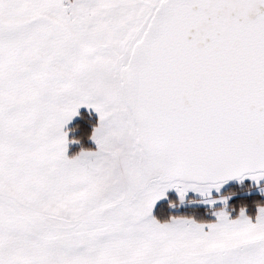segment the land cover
Wrapping results in <instances>:
<instances>
[{
    "label": "snow or ice",
    "instance_id": "snow-or-ice-1",
    "mask_svg": "<svg viewBox=\"0 0 264 264\" xmlns=\"http://www.w3.org/2000/svg\"><path fill=\"white\" fill-rule=\"evenodd\" d=\"M82 105L95 148L68 156ZM246 176L264 177V0H0V264H264V205L152 215Z\"/></svg>",
    "mask_w": 264,
    "mask_h": 264
},
{
    "label": "trees",
    "instance_id": "trees-1",
    "mask_svg": "<svg viewBox=\"0 0 264 264\" xmlns=\"http://www.w3.org/2000/svg\"><path fill=\"white\" fill-rule=\"evenodd\" d=\"M97 118L85 110H80L76 118L67 128L68 151L67 155L72 156L81 148L94 149V145L89 138L92 127L95 125ZM75 141V142H72ZM264 185V182L261 183ZM254 186L248 181L235 182L224 188L219 194L213 197H228L229 200L224 209L234 218L241 207L245 208V212L254 218L257 205H264V197L252 193ZM193 197H188L186 201H194ZM171 202V206L170 203ZM179 202L173 194H169L167 200L158 203L154 209L153 216L158 220L164 221L169 217L183 216L190 217L197 222L214 221L212 213L219 209L205 207L177 208ZM172 207H174L172 209Z\"/></svg>",
    "mask_w": 264,
    "mask_h": 264
},
{
    "label": "rangeland",
    "instance_id": "rangeland-1",
    "mask_svg": "<svg viewBox=\"0 0 264 264\" xmlns=\"http://www.w3.org/2000/svg\"><path fill=\"white\" fill-rule=\"evenodd\" d=\"M90 112H93L92 114L97 118V114L91 109ZM243 181H248L250 183V178L249 177H244V179L238 181V180H233V181H228V182H225L223 184L220 185L219 189L217 190L215 187L209 189V194L207 196H202L200 193L198 192H194L192 191L191 189H189L186 194H185V197H184V200L187 199L188 197H193V198H198L202 201V203H196L197 201H195L194 203V207H205V206H208V203L206 202V200H209L210 197H213L212 194H219L224 188H226L228 185L232 184V183H235V182H243ZM169 194H173L175 197H177L178 201L180 202L179 205L177 206V208H182L184 205L183 203L185 202L184 200L183 201H180L179 200V197L175 191V189H168L166 190V193H165V196L164 197H161L159 200H157L153 206V209H152V215H153V212H154V209L156 207V205L162 201H165L167 200V197L169 196ZM199 201V200H198ZM219 204H222V201L220 200V198L218 199V202H216V205H219ZM215 205V203L211 204V206ZM210 206V205H209ZM174 207H172L173 209Z\"/></svg>",
    "mask_w": 264,
    "mask_h": 264
},
{
    "label": "crops",
    "instance_id": "crops-1",
    "mask_svg": "<svg viewBox=\"0 0 264 264\" xmlns=\"http://www.w3.org/2000/svg\"><path fill=\"white\" fill-rule=\"evenodd\" d=\"M80 110H85V111H87V112H89V113H93V112H90V111H91L90 108H86V107L83 106V105L80 106V107L77 109V113H78ZM76 116H77V115L73 116L72 119H71L70 121H68V122L64 125V128H63L64 131L67 130V128L70 126V124H71V123L73 122V120L76 118ZM90 140H91V139H90ZM91 143L94 145V143H93L92 140H91ZM94 147H95V145H94ZM66 148H67V151H68V144L66 145ZM67 151H66V155H67ZM262 182H264V177H261L258 181H254V180L250 179V184L254 186V190L252 191V193H256V194H258V195L264 197V192L261 191V189H264V185H261ZM212 195H214V194H212ZM219 198H220V197H210L209 200L214 201L213 203H215V205L211 206V204H209V203L207 202V201H209V200H206V202L208 203V206H205V208H216V207L221 208V207H224V206L227 204L229 198L226 197V199L222 202V204L216 205V202H218V199H219ZM176 199H177V197H176ZM194 199H196V200H194V201H189V202L186 201V199H185V200H184L185 202L183 203L184 206H183L182 208H191V207H194V206H195V205H194L195 201H197L196 203H202V201H201L200 199H198V198H194ZM177 200H178V199H177ZM198 200H199V201H198ZM178 202H179V201H178ZM179 203H180V202H179ZM213 203H212V204H213ZM178 205H179V204H178ZM209 205H210V206H209ZM225 211H226V210H225ZM212 215H213V213H212ZM213 218L215 219L214 215H213Z\"/></svg>",
    "mask_w": 264,
    "mask_h": 264
},
{
    "label": "water",
    "instance_id": "water-1",
    "mask_svg": "<svg viewBox=\"0 0 264 264\" xmlns=\"http://www.w3.org/2000/svg\"><path fill=\"white\" fill-rule=\"evenodd\" d=\"M233 180H237V179L233 178V179H230V180H228V181H233ZM228 181H226V182H228Z\"/></svg>",
    "mask_w": 264,
    "mask_h": 264
}]
</instances>
